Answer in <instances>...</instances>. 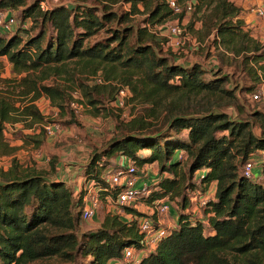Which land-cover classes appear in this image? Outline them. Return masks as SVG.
<instances>
[{"label":"trees","instance_id":"1","mask_svg":"<svg viewBox=\"0 0 264 264\" xmlns=\"http://www.w3.org/2000/svg\"><path fill=\"white\" fill-rule=\"evenodd\" d=\"M119 1L59 2L45 10L40 0H0V11L17 10L23 22L30 20L28 28L0 35V57H6L16 73L0 77V154L15 150L5 138L7 124L33 127L48 122L34 103L38 98L45 95L65 108L67 89L43 80L74 62L82 73H100L110 81L78 82L96 114L104 111L100 94L116 99L117 86L111 82L130 89L132 102L147 105L143 114L126 123L116 118L117 134L99 148L93 146L85 178L100 184L104 172L116 168V158L123 155L136 166L157 163L160 177L145 200L152 204L169 198L181 209L176 226L154 249L137 263L124 264H264V109L232 119L224 108L228 98L236 104L238 92L261 89L264 42L245 29L242 8L232 0H197V9L204 13L199 42L207 44L208 58L215 56L219 66L186 63L165 51L167 39L151 29L183 13L173 15L165 0H124L130 4L128 11L113 8ZM178 1L186 5L190 0ZM136 14L145 17L135 22ZM234 74L236 84L229 88ZM142 150L148 153L140 154ZM179 150L186 159H175ZM255 155L261 160V182L242 170L250 158L257 163ZM54 161L49 172L25 167L14 158L11 167L0 172V264H52L45 263L51 259L77 264L78 256L82 264H110L122 258L125 248L140 249L138 218L143 214L131 208L130 220L108 213L97 228L78 234L82 211L75 208H84L85 191L75 200L67 182L50 177ZM198 170L205 172L194 184ZM214 181L216 198L204 206V222L185 211L188 191L205 194Z\"/></svg>","mask_w":264,"mask_h":264},{"label":"rangeland","instance_id":"2","mask_svg":"<svg viewBox=\"0 0 264 264\" xmlns=\"http://www.w3.org/2000/svg\"><path fill=\"white\" fill-rule=\"evenodd\" d=\"M77 1L80 0H61V2L70 5L75 4ZM85 1L91 3L95 0ZM232 1L242 8L241 17L244 20V24L248 13H254L253 10L255 7L264 5V0ZM189 3H191L190 8L187 7L188 3L186 5L182 4L184 7H186V10L182 7L181 13H183V16L181 18L171 16L165 22L151 26V29L159 38L167 39L164 41L165 51L172 52L173 54H178L180 51L181 54L178 55H185L187 56V59L192 60L194 57L201 55V52L206 50L207 44L205 42L199 44V38L197 35V31L202 25L201 19L204 17L203 9L201 11L197 9V0H190ZM139 6L141 9H143L142 4H139ZM113 8L117 10L128 11L130 4L124 0H120L117 4L113 5ZM12 13L16 18V22L9 29L0 26V35L2 36L8 37L16 32L20 27L28 28L30 26V20L24 22L22 21L20 12L14 10ZM144 17L145 15L143 14H136L132 16V20L139 22L140 20L144 19ZM167 22L178 23L183 29L182 34L178 37L170 36ZM246 29L249 31L253 30L252 27ZM257 34L258 37L261 36L264 39V32H257ZM187 37H190L192 42H188L187 40L186 43L185 41ZM178 39H181L182 41L180 44L175 43V40ZM218 66V63L216 62L207 64L208 69H216ZM230 73H233V70H231ZM98 75H100V73ZM15 76L16 73L14 72L13 65L8 61L7 58L0 57V77L11 78ZM94 76L96 75L82 73L78 65H76L74 62H69L64 71H61L59 74H52L50 77L43 80V83L45 84L56 82L67 89L69 98L65 103V108L60 109L51 99L43 95L34 103L40 109L48 122H45L43 125L35 124L33 127H27L25 122L7 124L5 128V138L11 146L15 147V150L10 154H0V172L2 170H8L11 167L14 158H16L25 167L35 166L38 169H48L49 172H51L52 160H55L54 162L57 163L56 166L60 164V171L64 170L66 166L68 167L71 165V162L69 161L77 160L79 163L74 165L76 166L74 170L79 171L76 176L77 178H81V182H84L86 179H84V166L88 162L92 152V149H90L88 145L93 144L94 147L99 148L108 139H110L113 134H117L118 129L116 118L119 119L120 117V120L126 123L136 118L139 114H143L144 108L147 107L146 104L144 105L132 102L130 100L132 93L129 89L131 95L126 99L125 105L123 107H116L115 100L109 101V99H106L107 96L104 93L100 94L101 98H105L103 103L104 107H102L104 111H102L100 114H96L94 107L89 104V101L85 98L83 89L78 85L80 79L86 81L88 85H93L92 82L94 81ZM237 78L238 75L234 74L232 83L228 84L229 88H233V86L236 84ZM104 81L105 84H109L110 82L106 80ZM111 84L117 86L115 95H118L120 84L116 82H111ZM256 93L259 94V99L254 98V94ZM237 97L236 104L235 102L231 103L232 100L230 101L229 98L225 101L227 105L224 108L226 111H228L232 119L248 118L249 113L253 109H264V95L260 90L253 94H244L242 92H238ZM72 100H77L80 103L82 108L80 113H75L71 108L70 103ZM22 103V101H17V105H22ZM107 107L109 108V111L107 110ZM49 123H58L60 130L54 134H48L43 126ZM254 129L257 133L260 132L258 126H255ZM49 137L54 138L53 140H49ZM52 143H54V145ZM146 153H148L147 150L140 151V154ZM255 159L257 161L255 164L256 169L259 168L260 156L255 155ZM113 162L115 163L116 161L114 160ZM137 167L139 170H141L139 171V175L149 178L151 182L158 181L160 173L157 165L141 166L137 164ZM57 172L58 171L56 168L55 172L50 174L55 176ZM255 175L256 176L252 179L257 182H261V176L257 174ZM102 179L103 182H100V184L106 185L107 182L104 180V175ZM146 181H148V179H146ZM196 182L197 179H195L194 176L193 183L196 184ZM76 184L77 182L70 184L74 192L75 200L78 199V195L82 190L81 184L80 187H78L79 183L78 185ZM188 194L189 196L192 195L193 197L197 194L196 199L199 198L200 194L202 195L199 189L196 191L190 190L188 191ZM209 199L211 198L209 197ZM82 209L83 206L76 207L75 211H82ZM201 209H204V207ZM98 213L100 220H97L99 218L98 215L92 220H82V218L80 219L77 229L79 235H82L85 231L90 229L97 228L101 224L104 216L107 214V208L102 205ZM262 259L264 260V254L262 255ZM82 260L83 258L78 256L77 264H82ZM45 263L75 264V262H69L61 259H51Z\"/></svg>","mask_w":264,"mask_h":264},{"label":"built area","instance_id":"3","mask_svg":"<svg viewBox=\"0 0 264 264\" xmlns=\"http://www.w3.org/2000/svg\"><path fill=\"white\" fill-rule=\"evenodd\" d=\"M165 1L171 8L173 15H178L182 12V7L184 8V6L178 0ZM59 2L61 0H40L41 7L45 10ZM187 7L190 8L191 3H188ZM253 12L256 16L264 20V5L255 7ZM15 22L16 18L9 10L0 11V26L9 29ZM167 27L172 37H178L183 32L182 27L175 22H167ZM181 42V39L175 40L176 44H180ZM93 79V84H102L105 82L100 75L94 76ZM130 95L127 87L120 88L115 99V106L123 107L126 99ZM254 98L259 99V94H254ZM70 105L75 113H80L82 110L77 100H72ZM43 127L48 134H54L60 130L58 123H49ZM117 161L118 166L116 168L105 171L104 180L107 182L106 185L96 184L94 180H89L90 182L84 190L85 194L83 199L85 205L82 209L83 220H92L102 205L107 208V214H116L126 220H130L132 212H128V208L139 211L147 203L145 199L151 193V184L144 181V178L139 175L138 167L128 156H120ZM255 164L256 162L253 158L246 161L242 169L246 177L253 178L256 176L254 172ZM140 180L143 181L141 185L138 184ZM105 192L106 195L102 197V193ZM190 197L197 200L201 208L206 206L208 200H210L205 194H200L197 199V194L194 197L190 195ZM170 201L169 198H163L152 204L147 203L151 210L150 214H143L138 218V226L143 233L140 249L127 247L124 249L122 258L114 259L110 264H124L133 261L137 263L148 250L154 249L157 246L168 231V228L165 226V216L169 213Z\"/></svg>","mask_w":264,"mask_h":264},{"label":"crops","instance_id":"4","mask_svg":"<svg viewBox=\"0 0 264 264\" xmlns=\"http://www.w3.org/2000/svg\"><path fill=\"white\" fill-rule=\"evenodd\" d=\"M67 5H70V4H67ZM244 25H245V29L249 28V27H252L253 30L249 31L251 33V35L253 37L259 39L261 42H264L263 37H261V36L258 37V34H257V32L258 33L264 32V20H262L261 18L256 16L254 13H248L247 17L245 19V24ZM253 32H255L256 34L253 33ZM187 40H188V42L189 41L192 42L190 37H187V39L185 41L186 43H187ZM200 44H202V43H200ZM181 50H183V49H181ZM210 51H211V53L215 52V48L212 47L210 49ZM208 52H209V50L206 49L204 52H201V55H197L196 57H194V59L189 60V59H187V56H185V55H182V56L178 55V54H181V52L179 51L178 54H177V59L179 61H184L186 63H191V62H194V61L203 62L205 66H207V64H210V63H213V62L218 63V61H217L215 56H211V57L208 58ZM260 91L264 95V83L262 84ZM53 138L54 137H51V138L49 137V140L50 139L53 140ZM52 144L54 145V143H52ZM88 146H89L90 149L93 150V144H89ZM181 157H183V159H186L187 156H186L184 151L179 150L175 154V159H179ZM116 159H118V158H116ZM76 161H69V162H71L70 163L71 165L68 166V167L66 166L65 169L62 170V171H60L61 167H60V164H59L58 166H56L57 171H58L56 173V175L55 176L54 175H50V177L59 178L61 180H64L69 185L71 183L77 182L76 185H78V183H79L78 187H80V184H81L82 190H85V187L89 184L90 181L88 179H85V176H84V179H85L84 182H81V178H77L76 175L78 174L79 171L74 170V168L76 167L74 165H76V163H79V161H77V162ZM260 161L261 160H259V162ZM154 165H157V163L150 164L149 166H154ZM204 172H205V170H198L196 172V174H195V179L199 178V176H201ZM254 172H255V174L261 176V178L263 177V175H262L261 171L259 170V168H256L254 170ZM143 178H144V181H146V179H148L147 182L151 183V185L156 183V182H151L149 180V178H146V177H143ZM158 180H159V178H158ZM142 183H143V181L140 180L138 184L141 185ZM216 189H217V182L214 181V182H212L210 184V186H209V188H208V190L206 191L205 194L207 196H209L212 200H214L216 198ZM195 190H198V189H195ZM147 203L144 204V206H142L140 208V210H139L140 213H142V214H150L151 210H150V207H148ZM148 204H150V203H148ZM185 211H191L195 217L203 220L204 222H207V220H208L207 219V214L204 212V209H201L199 202L197 200L191 198V197H190V203H189V205H188V207H187V209ZM180 212H181V209H180L179 205L177 204V200L176 201L175 200H171L170 201L169 213L165 216V226L168 229L173 228V227L176 226ZM97 215L99 217V213H97L95 217H97ZM97 220H100V217Z\"/></svg>","mask_w":264,"mask_h":264}]
</instances>
